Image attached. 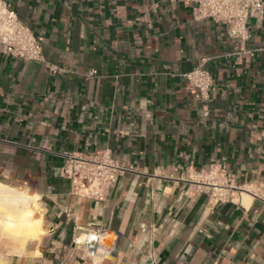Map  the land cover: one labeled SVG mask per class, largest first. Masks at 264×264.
I'll return each instance as SVG.
<instances>
[{"label": "crops", "instance_id": "crops-1", "mask_svg": "<svg viewBox=\"0 0 264 264\" xmlns=\"http://www.w3.org/2000/svg\"><path fill=\"white\" fill-rule=\"evenodd\" d=\"M2 1L45 63L0 50V182L37 198L44 234L2 239L0 264H264V16L239 57L191 0ZM201 67L204 98L182 77ZM102 151L126 169L78 196L61 169Z\"/></svg>", "mask_w": 264, "mask_h": 264}, {"label": "built area", "instance_id": "built-area-1", "mask_svg": "<svg viewBox=\"0 0 264 264\" xmlns=\"http://www.w3.org/2000/svg\"><path fill=\"white\" fill-rule=\"evenodd\" d=\"M191 2L195 4L198 19H212L224 23L228 36L239 44V50L232 55L239 57L252 55V51L246 47L252 38L249 20L264 16V0H191ZM0 50L18 60L45 63L42 40L24 26L11 6L2 0H0ZM50 71L56 73L58 69L50 68ZM182 77L187 81L189 89L203 98L208 95L214 84L211 72L203 67ZM262 138L264 140V133ZM125 169L112 158L109 151H102L84 156H68L61 173L71 181L78 196L105 201ZM221 174L219 169L211 168L203 177L206 186L212 188V195L218 199L227 196L229 192L221 180L228 176Z\"/></svg>", "mask_w": 264, "mask_h": 264}, {"label": "bare ground", "instance_id": "bare-ground-1", "mask_svg": "<svg viewBox=\"0 0 264 264\" xmlns=\"http://www.w3.org/2000/svg\"><path fill=\"white\" fill-rule=\"evenodd\" d=\"M241 196L244 202L252 199L248 191H243ZM36 199L24 190L0 182V241L4 238L31 240L44 234L42 218L37 217ZM90 239L96 237L92 235ZM84 240L86 237L80 242Z\"/></svg>", "mask_w": 264, "mask_h": 264}]
</instances>
